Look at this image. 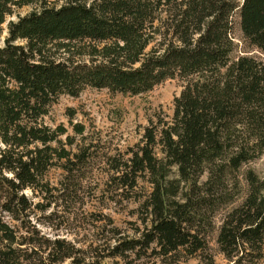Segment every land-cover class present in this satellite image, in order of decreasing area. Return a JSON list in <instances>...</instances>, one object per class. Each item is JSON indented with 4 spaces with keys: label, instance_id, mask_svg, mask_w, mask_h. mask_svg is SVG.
Wrapping results in <instances>:
<instances>
[{
    "label": "trees",
    "instance_id": "obj_1",
    "mask_svg": "<svg viewBox=\"0 0 264 264\" xmlns=\"http://www.w3.org/2000/svg\"><path fill=\"white\" fill-rule=\"evenodd\" d=\"M236 25L264 52V0H0V264H81L71 241L30 239L5 217H23L34 204L25 189L47 185L51 166L73 171L84 157L65 146L64 124L43 122L50 106L89 85L139 94L177 75L186 83L172 118L113 158L120 187L150 183L142 204L151 217L112 252L205 249L217 210L244 192L218 242L236 264L263 257L264 175L246 164L264 152V60L233 56Z\"/></svg>",
    "mask_w": 264,
    "mask_h": 264
},
{
    "label": "rangeland",
    "instance_id": "obj_2",
    "mask_svg": "<svg viewBox=\"0 0 264 264\" xmlns=\"http://www.w3.org/2000/svg\"><path fill=\"white\" fill-rule=\"evenodd\" d=\"M31 8L24 6L18 11L25 13ZM6 34L4 31L0 44ZM235 35L238 47L233 56L248 53L264 60V52L245 40L239 25ZM185 83L177 75L139 94L90 85L76 95L62 94L50 106L43 122L52 127L64 124L67 132L61 138L65 146L74 152L83 151L84 157L77 160L73 171L61 162L51 166L44 176L47 185L25 189L34 200L32 207L20 219L5 213L6 219L30 239L59 237L71 241L79 248L76 253L81 264H236L222 251L218 233L226 212L242 200L244 192L235 202L217 210L213 226L206 233L205 249L189 253L181 247L163 254L156 243H151L148 247L126 250L122 255L112 252L115 243L141 237L151 217L146 218L148 214L142 204L150 183L141 179L131 190L120 187L113 178V158L127 156L151 122L159 117L172 118L175 97ZM77 122L84 125L83 132L75 129ZM68 134L74 142L68 143ZM246 167L264 175V152ZM71 261L72 258H67L57 264H71ZM255 264H264V254Z\"/></svg>",
    "mask_w": 264,
    "mask_h": 264
}]
</instances>
